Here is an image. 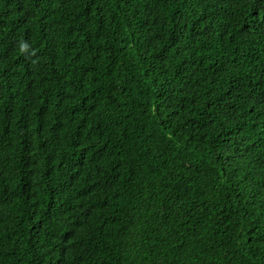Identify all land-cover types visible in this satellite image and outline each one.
I'll list each match as a JSON object with an SVG mask.
<instances>
[{"label":"trees","instance_id":"16d2710c","mask_svg":"<svg viewBox=\"0 0 264 264\" xmlns=\"http://www.w3.org/2000/svg\"><path fill=\"white\" fill-rule=\"evenodd\" d=\"M0 264H264V0H0Z\"/></svg>","mask_w":264,"mask_h":264}]
</instances>
